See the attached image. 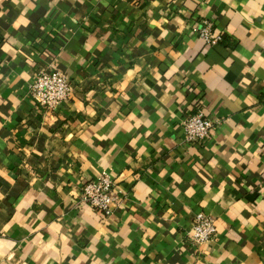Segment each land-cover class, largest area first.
Returning a JSON list of instances; mask_svg holds the SVG:
<instances>
[{
    "label": "crops",
    "instance_id": "0c3cea01",
    "mask_svg": "<svg viewBox=\"0 0 264 264\" xmlns=\"http://www.w3.org/2000/svg\"><path fill=\"white\" fill-rule=\"evenodd\" d=\"M48 65L74 87L55 111ZM104 171L111 215L81 203ZM0 264H264V0H0Z\"/></svg>",
    "mask_w": 264,
    "mask_h": 264
},
{
    "label": "built area",
    "instance_id": "2783aa9c",
    "mask_svg": "<svg viewBox=\"0 0 264 264\" xmlns=\"http://www.w3.org/2000/svg\"><path fill=\"white\" fill-rule=\"evenodd\" d=\"M207 45H216L223 40L222 35H215L213 25L205 21L197 31ZM74 94V87L69 75L55 65H48L39 71L38 77L30 87V95L39 106L48 111L59 109ZM218 119L205 115L200 107L196 112H187L182 124L187 145L202 146L212 137L219 125ZM120 202L117 186L112 175L104 171L101 175L86 182L83 186L81 203L91 206L105 215H111L113 208ZM217 235L216 220L204 212L194 217V234L191 241L194 247H200L214 241Z\"/></svg>",
    "mask_w": 264,
    "mask_h": 264
}]
</instances>
